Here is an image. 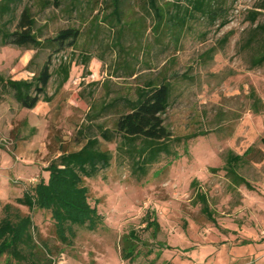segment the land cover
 Masks as SVG:
<instances>
[{"label": "rangeland", "instance_id": "1", "mask_svg": "<svg viewBox=\"0 0 264 264\" xmlns=\"http://www.w3.org/2000/svg\"><path fill=\"white\" fill-rule=\"evenodd\" d=\"M18 1L15 16L29 5L44 37L70 26L81 35L76 46L52 55L49 102L23 109L0 89V217L5 203L16 205V197L41 177L48 178V164L63 150H78L86 138L97 136L112 159L107 168L85 180L89 202L103 220L96 230L75 227L73 243L62 244L47 211L16 205L32 216L35 242L47 252L49 264H264V63L251 65L252 57L264 51V33L245 45L252 28L264 23V10L253 24L248 11L263 0H214L224 17L211 23L195 12L179 29L172 15L183 14L190 4L158 0L164 16L156 31L155 16L140 8L146 0H126L122 49L114 45L116 28L101 22L99 12L106 9L102 0H48L46 6L45 0ZM96 14L99 24L93 28L90 22ZM223 19L227 23L219 26ZM131 21L135 34L129 29ZM210 48L215 52L209 59L204 54ZM85 54L91 57L87 68L82 64ZM48 55V50L36 53L0 45V73L29 79ZM61 60L71 61V68L68 80L58 86L55 71ZM161 76L171 84L164 118L172 135L207 134L190 139L186 146H173L178 158L161 154L141 174L128 153L116 149L119 136L105 141L99 127L113 132L122 100L134 98L137 86L147 79ZM252 89L262 103L258 112L251 108ZM111 103L115 105L103 109ZM250 146L255 150L238 173L251 188H233L223 169L224 156L228 150L243 154ZM193 179L198 182L194 187ZM200 191L216 223L207 220L195 203ZM147 211L159 223L156 236L151 230L141 232V253L132 261L122 260L120 238L131 229L141 231ZM0 264H6L5 257Z\"/></svg>", "mask_w": 264, "mask_h": 264}, {"label": "trees", "instance_id": "2", "mask_svg": "<svg viewBox=\"0 0 264 264\" xmlns=\"http://www.w3.org/2000/svg\"><path fill=\"white\" fill-rule=\"evenodd\" d=\"M57 0H55L56 2ZM126 0H102L105 10L99 12L101 22L109 28H116V47L121 46V38L126 14L123 5ZM190 8H184L183 14L172 15L173 25L181 28L187 15L194 16L195 12L206 15L211 23L219 17H224V10L215 4L214 0H186ZM18 0H0V45H13L19 49L34 50L36 53L41 50H48L49 55L45 62L29 79H13L5 77L0 73V89L12 96V98L23 109L31 110L40 101L49 102L47 86L52 78L51 58L52 55L65 50L67 47L76 46L81 31L76 27L60 29L53 37H44L41 26L37 25L32 14L31 7L24 5L18 16H15ZM48 5L49 1H43ZM169 3L165 6L168 7ZM180 7V6H177ZM147 13L152 12L156 18L154 31L158 29L163 21V6L158 0H146L140 5ZM256 10L248 11L247 18L253 24L264 10V0L255 6ZM189 13V14H187ZM94 16L91 26L98 28ZM142 27L144 18H140ZM227 23L223 19L219 26ZM134 21L129 22V29L135 34ZM91 32V30H89ZM264 33V23H258L251 30L245 45L249 47L255 36ZM227 36L223 38V41ZM215 52L210 48L204 56L211 58ZM91 57L87 54L82 56V64L87 68ZM32 60L29 61L31 63ZM264 63V51L259 52L251 59L253 67ZM71 61L61 60L55 73L58 76V86H62L69 77ZM87 73V72H86ZM135 71L130 70L129 75L133 76ZM252 97L251 108L258 112L262 107L261 100L256 96L253 89L250 92ZM171 84L164 76L154 79H147L143 86H137L134 98L122 100V110L119 111L113 123V132L99 127V135L105 141H112L116 135L120 141L116 145L118 151L128 153L136 169L145 174L147 167L157 161L161 154H173L178 158L172 148L175 145H187L190 139L206 135V131L193 132L183 136H173L165 123V114L170 105ZM111 103L106 107H113ZM255 148L250 146L243 154H236L228 150L224 156L225 175L229 179L231 187L235 188L245 185L251 188L250 183L238 173L241 163L246 157L253 153ZM112 154L108 149L100 146L97 136L88 137L84 144L74 151H62L47 166L48 178L41 177L38 182L26 189L21 196L15 198V204L26 207L29 211L34 209L44 210L49 213L54 229L55 237L62 244L70 245L76 237L75 227H86L90 231L96 230L103 220L95 206L89 202V189L85 180L95 177L99 171L110 165ZM215 171V169H211ZM196 179L190 183L197 185ZM195 203L200 205V212L205 218L216 223L213 211L209 208L204 192L196 193ZM12 203H5L1 209L0 217V259L6 258V264H43V259L49 264L51 262L47 252L41 251L35 242V227L32 216L22 213L18 206ZM143 228L141 231L131 229L120 238V257L122 260L132 261L141 253L140 233L151 230L153 237L159 230V223L155 214L147 211L143 216ZM49 252L51 251L48 249ZM150 253V250L147 251ZM47 256V257H46Z\"/></svg>", "mask_w": 264, "mask_h": 264}]
</instances>
